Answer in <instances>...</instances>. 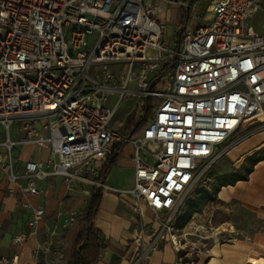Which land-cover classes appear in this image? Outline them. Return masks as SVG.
Instances as JSON below:
<instances>
[{"label": "built area", "instance_id": "built-area-1", "mask_svg": "<svg viewBox=\"0 0 264 264\" xmlns=\"http://www.w3.org/2000/svg\"><path fill=\"white\" fill-rule=\"evenodd\" d=\"M171 1L0 0V171L12 181V148L30 143L47 149L49 159L24 163L28 194H40L38 182L60 178L70 196L89 187L129 196L136 228L128 264H148L164 245L175 254L173 264H198L203 250L187 241L202 238L198 230L181 233L175 225L182 204L233 135L264 125V36L248 25L255 0H213L206 7L204 0H175L186 23L166 49L158 18ZM118 63L128 65L120 81L108 69ZM90 92L136 96L138 108L151 98L158 103L131 138L113 124L119 100L103 106ZM127 143L133 186L109 189L102 171L115 147ZM143 208L152 211L150 223ZM32 219L45 222V209L34 208ZM73 221L60 229L44 225L39 251L47 264H67L63 235ZM12 241L21 244L25 235ZM18 262L17 255L0 259Z\"/></svg>", "mask_w": 264, "mask_h": 264}, {"label": "crops", "instance_id": "crops-1", "mask_svg": "<svg viewBox=\"0 0 264 264\" xmlns=\"http://www.w3.org/2000/svg\"><path fill=\"white\" fill-rule=\"evenodd\" d=\"M256 9L248 21V25L259 35L264 36V0H255ZM183 12L175 0L168 3L166 11L158 18L162 26L160 42L166 49L176 45L177 35L181 29ZM211 18L210 13L207 14ZM173 23L176 27H168ZM154 57L166 58L167 53L149 50ZM102 105L101 102H99ZM103 106L111 107V104ZM14 140H19V133L12 130ZM17 156L14 160V179L8 181V175L0 171V259L17 255L18 264H47V256L39 251L40 244L47 238L44 225L60 229L66 220L77 219L88 206L91 197L97 191L89 187L88 194L80 191L74 196L66 193L60 178L38 182L40 194L32 196L24 191L25 162H43L49 159V151L33 144L17 145ZM264 148V129L240 140L228 151V157L242 163L247 157ZM133 147L121 148L118 156L103 178L105 185L112 190L125 191L133 186L134 166L131 161ZM100 204L94 218V228L100 233L105 244L99 252L95 264H128L127 247L135 231V218L131 212L132 200L127 195H118L111 190L100 191ZM217 198L228 210V227L225 230L216 228L207 242L195 240L194 245L201 247L203 254L198 264H264V156L255 164L245 180L221 187ZM69 197L67 202L63 199ZM18 203L29 205L18 208ZM45 209V222L32 224L34 208ZM145 221L150 223L152 211L143 208ZM223 225V224H222ZM72 226L63 235L66 259L72 251L76 233L71 236ZM25 235L21 244L13 243V237ZM210 241V244H209ZM175 254L169 245L161 246L154 251L148 264H173Z\"/></svg>", "mask_w": 264, "mask_h": 264}, {"label": "rangeland", "instance_id": "rangeland-1", "mask_svg": "<svg viewBox=\"0 0 264 264\" xmlns=\"http://www.w3.org/2000/svg\"><path fill=\"white\" fill-rule=\"evenodd\" d=\"M213 0H204V6L206 7ZM113 10V7L111 8ZM172 27L173 31H176L175 25L173 23L166 24V33L170 32L168 27ZM109 71L114 75L116 80L120 81L122 78H126L128 74V65L126 63H118V64H109ZM136 67L132 70L131 77L135 78ZM135 87V84H134ZM90 95H95L97 99H100L102 105L111 104L115 106L117 101L119 100V105L117 107V113L113 120V124L115 126H119L122 130H124V125L127 117L135 121L136 124L139 122V116L142 114V109L146 107V103L138 108V101L136 96L130 97L126 96L125 98H119V95H113L108 97L107 99H103V94L101 92H90ZM152 115V114H151ZM146 124V123H145ZM263 124H255L246 132L237 133L233 135L228 142L225 144L224 148L230 149L233 145H235L240 140L245 139L246 137L252 135L256 129H262ZM259 129V130H260ZM126 132V131H125ZM3 136H0L2 139ZM131 145V143H127L123 146L127 147ZM17 148L18 146H13L12 148V157L15 159L17 156ZM148 150H151L150 147H147ZM264 156L260 154V158ZM230 157V156H229ZM228 157L227 153L222 155L220 159H218L209 170L203 174L200 178V181L196 184L190 195L186 198L184 203L182 204V208L176 218L175 225L179 229V232L185 233L188 229L196 228L198 230L197 235L202 237L198 239L197 237H188L187 241H195L201 240L202 242H207L210 235L215 231L216 228L219 230H225L228 227V210L227 207L222 205L217 198V193L215 192L216 188V178L225 175L240 169L244 160L240 164V162L233 161ZM223 224V225H222ZM71 236L74 232L77 234L80 231V224L77 219H74L71 229ZM210 244V241H209ZM202 249V248H201Z\"/></svg>", "mask_w": 264, "mask_h": 264}, {"label": "trees", "instance_id": "trees-1", "mask_svg": "<svg viewBox=\"0 0 264 264\" xmlns=\"http://www.w3.org/2000/svg\"><path fill=\"white\" fill-rule=\"evenodd\" d=\"M186 23V16L182 15L181 26L183 27ZM177 38H180V32L177 35ZM158 100L155 98L148 99L146 101V107L142 109V114L139 116V122L136 124L135 121L127 117L124 125V131H126L129 137H135L140 134L143 126L147 120L151 117V114L157 106ZM120 147H115V151L112 157L109 159L108 163L102 171V177L105 178L110 169L112 168ZM264 153V148L257 153L247 157L240 169L237 171L221 175L216 178V188L215 192L217 193L221 187L232 185L237 181L245 180L247 175L251 172L253 166L260 161V154ZM101 192L97 191L93 194L90 199V202L86 209L82 211L77 217V221L80 224V231L76 234L74 245L72 251L69 255L67 264H95L99 255V252L102 248H105L103 240L100 238V233L97 229L94 228L93 222L95 215L98 211L100 204ZM70 199L65 197L63 203L67 202Z\"/></svg>", "mask_w": 264, "mask_h": 264}, {"label": "bare ground", "instance_id": "bare-ground-1", "mask_svg": "<svg viewBox=\"0 0 264 264\" xmlns=\"http://www.w3.org/2000/svg\"><path fill=\"white\" fill-rule=\"evenodd\" d=\"M148 53H149V51H148Z\"/></svg>", "mask_w": 264, "mask_h": 264}]
</instances>
